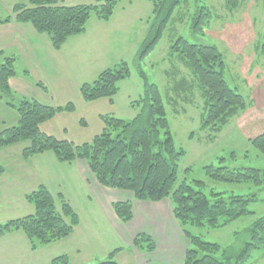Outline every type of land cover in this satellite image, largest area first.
<instances>
[{"label": "rangeland", "instance_id": "1", "mask_svg": "<svg viewBox=\"0 0 264 264\" xmlns=\"http://www.w3.org/2000/svg\"><path fill=\"white\" fill-rule=\"evenodd\" d=\"M57 1L65 6L94 3V0ZM252 2L244 5L245 9L249 8L246 14H250L248 19L246 15L241 17L239 7L230 9L231 13L226 12L224 0H206L211 20L210 27L202 36H194L190 31L192 17L202 0L181 3L174 9L159 43L140 66L147 80L158 86L174 144L185 152L178 161L177 183L184 181L196 188L194 182L202 181V192L210 201L214 199L211 192L221 193L224 199H228L229 195H254L256 198L248 205L250 213L225 226L192 228L193 234L221 247H241L248 240L247 229L264 215L263 174L261 183L256 184L253 181H217L206 173L207 165H221L229 169L254 167L260 169L261 173L264 169V155L249 141L264 132V102L254 92L258 83L251 84L264 71V56L260 51L264 44V0ZM95 16L91 13L86 22L85 43L93 38L101 39L100 33H103L104 38L100 42H93L96 45L94 69L87 77L79 78V82L91 83L100 71L120 61L128 64L130 72L127 77L116 82V91L111 98L78 102L74 97L76 92L70 100L55 98V105L63 106L71 102L74 109L59 111L38 127L41 132L74 145L91 142L103 130L104 120H131L142 108L143 79L134 60L153 19L152 5L148 0H120L108 21H98ZM177 37L190 43L215 46L222 54L226 83L236 88L246 101V111L233 117L219 132L200 127L205 113L200 88L190 69L169 54L170 44ZM2 61L0 59V63ZM17 70H21L20 65ZM180 79H185L190 86L184 91L180 90L177 96L172 87ZM13 96L12 99L0 98V104H3L0 106V117L3 116L1 112H13L16 122L15 106L21 97L15 99V94ZM9 100L12 106L6 105ZM15 122L8 115L6 126L0 123V131ZM29 145V141L25 140L0 149V164L5 169L4 175L0 176V223L32 214L33 206L22 195L43 183L54 197L56 210L60 209L58 194L70 204L78 215L79 228L69 237L45 247L38 246L40 249L26 264H49L52 258L62 254L69 257L70 264H97L120 247L123 249L116 253V263L134 264L128 249L130 243L114 232L116 230L100 213V207L88 200L89 185L85 180L68 169V162H59L52 150L23 157L22 151ZM165 216H168L167 212ZM263 252L264 249L255 250L248 264H264L260 260Z\"/></svg>", "mask_w": 264, "mask_h": 264}, {"label": "trees", "instance_id": "2", "mask_svg": "<svg viewBox=\"0 0 264 264\" xmlns=\"http://www.w3.org/2000/svg\"><path fill=\"white\" fill-rule=\"evenodd\" d=\"M119 1L94 0L93 4L65 6L58 4L57 0H28L26 4H14L11 14L0 18V24L11 20L30 23L36 32L47 34L52 47L57 50L69 37L85 31L91 13L99 20H109ZM148 1L152 5L153 19L134 60L143 79L142 108L133 119L104 120L103 130L91 142L74 145L43 133L38 127L59 111L74 109L71 102L63 106H51L22 97L15 106L17 123L0 131V148L27 140L30 145L22 151L25 158L52 150L62 162L84 159L96 181L104 187L129 191L139 201L168 199L173 217L188 240L182 264H247L255 250L264 249V215L247 229L248 240L239 248L221 247L217 243L204 241L192 232V228L204 225L222 227L250 213L248 205L256 198L254 195H229L228 199H224L221 193L211 192L214 199L210 201L202 192V181L194 182L196 188L184 181L177 183L178 161L185 152L174 144L158 86L147 80L140 66L159 43L174 9L187 0ZM239 3L240 0H225L228 9L236 8ZM210 20V8L206 0H202L191 20L192 35L202 36ZM260 51L264 56V44ZM169 54L188 67L197 81L205 105L200 126L202 129L209 127L212 132H219L233 117L246 109L244 97L235 88L229 87L223 77L222 54L215 46L190 43L177 37L170 44ZM14 62L13 57H5L0 64V98L14 97L8 83L16 73ZM129 72L125 61L102 70L91 83L80 85L82 99L111 98L116 91V82L127 77ZM188 86L185 79H180L172 89L178 96L180 90L184 91ZM7 104L12 106L10 100ZM249 141L264 155V132ZM3 171L0 165V174ZM206 173L217 181H253L259 184L264 169L261 173L260 169L254 167L229 169L221 165H207ZM24 199L33 206V213L0 223V236L20 231L28 239L30 248L35 250L38 246L69 236L79 223L78 215L61 194H58L60 209L56 210L52 193L43 185L26 193ZM111 206L122 222L127 223L132 219L129 201L113 202ZM122 249L116 248L106 260L97 264H117L114 257ZM128 249L151 252L155 249V243L151 235L140 232L132 239ZM49 264H70L69 257L66 254L56 256Z\"/></svg>", "mask_w": 264, "mask_h": 264}, {"label": "crops", "instance_id": "3", "mask_svg": "<svg viewBox=\"0 0 264 264\" xmlns=\"http://www.w3.org/2000/svg\"><path fill=\"white\" fill-rule=\"evenodd\" d=\"M16 3L26 4L28 0H0V18L3 19L10 15L11 8ZM250 3L253 4L252 0H240L236 8L239 7V12L242 13L241 17L249 13V8L245 9L244 5ZM224 10L231 13L225 5V0ZM249 16L250 14L247 16L248 19ZM97 20L99 21L98 18ZM209 27L210 25L206 29ZM100 34L103 36V33ZM102 36L101 39L93 38L85 43L87 39V31L85 30L81 34L69 37L56 50L52 47L48 35L36 32L30 23H17L11 20L0 24V59L3 60L5 57L15 59L16 73L8 82L11 91L15 94V99L26 97L42 104L60 106L55 105V98L70 100L76 92L74 97L78 99L77 101L85 102L79 91L80 84L83 82H79V78L87 77L89 72L93 71L95 43L102 41L104 38ZM18 65L21 66L20 71L17 70ZM254 82L258 83L254 92L264 102V71L261 77L257 76L251 84ZM1 113L4 116L0 117V123L3 126L7 124L8 115H10V120L15 122L16 118L13 112ZM16 117L18 120L17 115ZM16 123L17 121L10 126ZM59 162L62 163V161ZM67 165L70 171L81 176L89 185V190L87 189L90 194L87 195L88 200L90 203H94L96 207H100V213L106 218L107 223L116 230L114 232L117 235L125 237L128 243H131L135 235L140 232L148 233L154 238L155 249L153 251L130 250L134 264H182L188 240L173 217L168 199L157 202L135 200L129 191L100 185L91 173L86 160L76 159L68 162ZM4 173L3 171L0 176ZM40 185L45 186L43 183L38 186ZM45 187L47 188V186ZM117 201H129L131 203L132 219L129 222L124 223L115 215L111 205ZM166 212L168 216H165ZM78 228L79 224L74 227L71 235L77 232ZM40 247L32 250L28 239L20 231L6 233L0 236V264H26ZM260 255V260L264 261V252Z\"/></svg>", "mask_w": 264, "mask_h": 264}]
</instances>
